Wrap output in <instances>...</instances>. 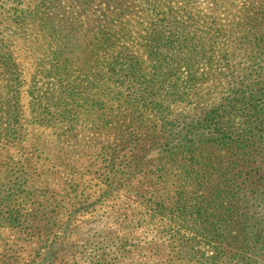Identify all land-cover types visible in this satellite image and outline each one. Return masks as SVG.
Segmentation results:
<instances>
[{"label":"rangeland","instance_id":"1","mask_svg":"<svg viewBox=\"0 0 264 264\" xmlns=\"http://www.w3.org/2000/svg\"><path fill=\"white\" fill-rule=\"evenodd\" d=\"M10 6L31 8L23 40L7 43L22 110L28 91L41 107L64 106L68 131L62 140L26 125L20 145H0V181L7 182L5 170L24 173L7 184L21 191L11 205L23 215L20 227L0 228V264H152L150 190L178 187L188 197L191 185L178 178L196 161L212 180L199 204L219 191L227 206L234 187L233 202L264 235V0ZM102 32L119 71L108 81ZM10 79L0 78V95ZM106 82L113 87L104 90ZM160 116L174 120L167 125ZM212 136L220 143L204 142ZM169 148L177 150L173 162L164 160ZM204 242L199 250L209 253ZM255 254L249 264H264L263 250Z\"/></svg>","mask_w":264,"mask_h":264},{"label":"trees","instance_id":"2","mask_svg":"<svg viewBox=\"0 0 264 264\" xmlns=\"http://www.w3.org/2000/svg\"><path fill=\"white\" fill-rule=\"evenodd\" d=\"M10 2L11 0H0V78H4L5 74L15 82L6 83L4 85L6 95H0V145L4 143L11 146L20 145L27 135L26 125H36L53 135L60 136L62 140H66L68 131L67 108L64 106L53 109L46 106L41 107L37 105V100L32 97L31 91H28L29 101L26 103L28 108L22 110L19 101L20 80H17L16 77L19 74L7 43L13 37L16 40L19 37L23 40L24 36H21L23 33L22 26L24 25V18L30 16L31 8L20 9L11 6L7 8V4ZM6 26L12 27L11 33L5 32ZM107 40H109L108 36L102 32L103 46L101 49L104 52L105 60L101 69H103L105 81L119 72L113 67V60L110 55L113 57L114 48L110 47L111 43ZM106 83L103 84L104 90L113 87L109 86V82ZM63 88L66 87L63 86ZM60 92L62 93V91ZM64 94L67 95V92ZM115 95H119L125 102L130 101L129 97L131 96H122L116 93ZM11 100L13 102H10ZM159 119L168 125L173 122L174 117L160 116ZM210 140L215 142L212 143ZM235 141L232 140L233 146ZM204 142L219 144L220 137H207ZM176 148L166 150L165 161L173 162L170 160H174ZM193 161L195 160L193 159ZM192 165L195 169L178 178L191 185V195L188 197H184L178 187L169 192L158 189L150 190L153 200L145 206L147 210L145 225L149 223L153 226L154 230L146 228L150 232L147 236L149 242L156 241L153 248L154 253L158 256V260L152 261V264H249L257 250L264 252V235L257 236L255 224L248 217L242 216L241 208L233 202L237 193L234 187L230 192V202L227 206L220 202L219 191L213 192L211 202L204 201L200 205L199 200L201 198H207L211 195L208 190L209 187H212L211 174L207 171L206 165V169H203L204 164H202L201 170H199L201 166L199 163L197 164V161ZM8 171L5 170V173H9V175L4 176L5 178L8 177L7 182L0 181V228L15 229L22 225V218L20 217L23 214L20 210L13 208L11 203L20 197L21 191L18 187H9L7 184L10 179H13V185H15L16 179L24 173L19 168ZM15 174L16 176H12ZM156 176L162 179L166 177V174ZM217 185L219 186V184ZM226 212L228 214H225ZM202 239L207 240L204 243L213 249L209 253L199 250L197 242Z\"/></svg>","mask_w":264,"mask_h":264}]
</instances>
